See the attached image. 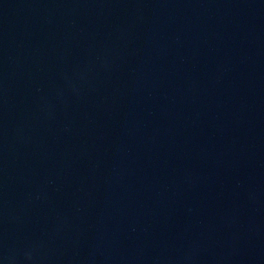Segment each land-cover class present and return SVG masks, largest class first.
<instances>
[{"label": "water", "instance_id": "1", "mask_svg": "<svg viewBox=\"0 0 264 264\" xmlns=\"http://www.w3.org/2000/svg\"><path fill=\"white\" fill-rule=\"evenodd\" d=\"M0 264H264V0H0Z\"/></svg>", "mask_w": 264, "mask_h": 264}]
</instances>
